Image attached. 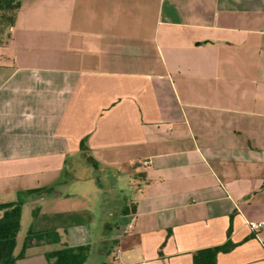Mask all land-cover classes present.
<instances>
[{
    "label": "crops",
    "instance_id": "crops-1",
    "mask_svg": "<svg viewBox=\"0 0 264 264\" xmlns=\"http://www.w3.org/2000/svg\"><path fill=\"white\" fill-rule=\"evenodd\" d=\"M109 177L135 195L107 208ZM88 179L97 212L69 188ZM34 188L31 229L71 230L43 255L193 264L231 239L217 264H264V0H21L0 43V202Z\"/></svg>",
    "mask_w": 264,
    "mask_h": 264
},
{
    "label": "trees",
    "instance_id": "trees-1",
    "mask_svg": "<svg viewBox=\"0 0 264 264\" xmlns=\"http://www.w3.org/2000/svg\"><path fill=\"white\" fill-rule=\"evenodd\" d=\"M21 7V0H0V43L9 35V27L14 25L17 13ZM43 188H34L18 192L14 201L0 202V264H18L26 256L27 249L42 243H58L61 241L60 233L55 229L34 231L29 229L24 237L20 251L18 236L21 230L23 204L27 197L35 196ZM130 205L122 209V213L130 212ZM39 207H36V211ZM136 206L132 205V211ZM232 228L228 231L230 237ZM171 230H169V237ZM236 244L228 239L225 243L206 247L193 252V264H217L218 255L231 251ZM91 252L90 244L64 246L46 253L49 264H84Z\"/></svg>",
    "mask_w": 264,
    "mask_h": 264
},
{
    "label": "rangeland",
    "instance_id": "rangeland-1",
    "mask_svg": "<svg viewBox=\"0 0 264 264\" xmlns=\"http://www.w3.org/2000/svg\"><path fill=\"white\" fill-rule=\"evenodd\" d=\"M89 172H91V171L86 172L87 175L89 174ZM71 174H73V172H71ZM114 179H115V177H114ZM128 179H130V178H128ZM90 180L91 179L86 180L87 181L86 183H84L85 180H81L80 182H74L73 181L69 184V188L75 187V189H78V191L79 192L81 191L82 193H84L85 191H91V193H90L91 195L87 194V200L93 206V209H94L93 212H97V211H99L98 205L102 201L101 200L102 196L99 195L96 197V194L92 193V189L98 187V183L96 182V180H91V182L89 183ZM114 181L115 180L111 179L110 177L105 178L102 181V187L107 189V193L104 195L106 197V201H107V205H106L107 208L111 207V203H112L113 199L115 198L116 190L119 193V195L122 196V198H124V196L125 197L127 196L130 198L131 196L135 195L134 190H133V185H132L134 180H132V179H130V180L125 179L124 180V179L119 178V180H117L116 183ZM119 188H122V190H118ZM14 200H17V198H15ZM14 200H12V201H14ZM64 206H66V205H64ZM48 207H49L48 209H50V204L48 205ZM67 207L68 206H66V208ZM69 211H73V209H70ZM108 212L113 213L114 211L113 210L111 211V209H110V210H108ZM36 213H37V211H36L35 206L30 205V203L24 202L22 220H21L22 226H21V230H20L19 236H18L19 245L17 247V251H20L24 237L26 236L28 230L31 229L32 220L35 219L34 215H36ZM69 215L71 216V218L68 219L69 223H71V221L72 222H80L81 219H83L86 216V214L82 215V214H79V213L77 214L74 212H70ZM46 219H47V215L44 213L43 217L41 219H37V221H38V223L44 222ZM37 221H36V223H37ZM110 221L113 222V221H116V219L111 218ZM69 230L68 231L65 230L63 232L58 231L61 235V239L63 238L67 242H69V239H71ZM100 234H101V232H100ZM54 246L59 247V244L48 243L45 245H40V246L38 245V246H34V247H29L27 250V253H26L27 257L22 259L19 264H49L46 255L41 254V251H43L44 249L53 248ZM92 247L93 246L91 245V248ZM99 261H100V258L96 255V253L94 251L92 252V250H91L89 257L84 264H97Z\"/></svg>",
    "mask_w": 264,
    "mask_h": 264
},
{
    "label": "built area",
    "instance_id": "built-area-1",
    "mask_svg": "<svg viewBox=\"0 0 264 264\" xmlns=\"http://www.w3.org/2000/svg\"><path fill=\"white\" fill-rule=\"evenodd\" d=\"M263 226H264V221L263 220H261V221H255V222H250V227L253 230L262 228Z\"/></svg>",
    "mask_w": 264,
    "mask_h": 264
}]
</instances>
